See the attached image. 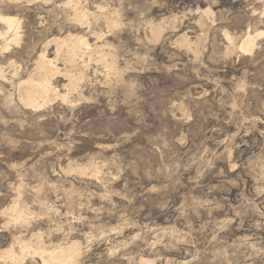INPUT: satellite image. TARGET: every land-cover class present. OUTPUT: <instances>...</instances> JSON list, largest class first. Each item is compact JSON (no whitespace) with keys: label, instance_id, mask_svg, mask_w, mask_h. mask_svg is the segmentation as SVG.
Masks as SVG:
<instances>
[{"label":"rangeland","instance_id":"374dc122","mask_svg":"<svg viewBox=\"0 0 264 264\" xmlns=\"http://www.w3.org/2000/svg\"><path fill=\"white\" fill-rule=\"evenodd\" d=\"M0 14L17 25L0 22V264H44L26 242L76 243L73 264H264V35L240 50L264 0H0ZM42 54L56 95L34 110L20 85Z\"/></svg>","mask_w":264,"mask_h":264},{"label":"bare ground","instance_id":"6f19581e","mask_svg":"<svg viewBox=\"0 0 264 264\" xmlns=\"http://www.w3.org/2000/svg\"><path fill=\"white\" fill-rule=\"evenodd\" d=\"M75 9L77 10V7ZM84 13H79V12L77 13L80 21H82V19L85 18ZM207 13H209V11H207ZM0 22L6 24L9 27L10 31L17 28L16 19L13 17L3 16L0 14ZM15 35H17V33ZM263 35H264V31L259 32L256 36L252 34H248L246 40L240 45V50L243 53L251 52L256 45L257 38ZM0 36H2L1 33ZM70 38H72V36ZM15 40L16 38L13 41ZM55 41L57 42L58 45L57 57L59 58L62 50L64 49L65 46H67L68 40L56 39ZM75 42L74 43L72 42V47L68 49V51L66 52L67 61L71 64H74L76 62V59L79 56V53L81 52L82 46L87 45L86 43H81L80 41L78 43ZM5 48L8 49V46H6ZM58 58L57 60H59ZM58 73H59V69L55 65V61L53 59H48L45 54H42L40 56L38 67L35 73L37 79H35L36 77L34 78L32 75L20 85L23 88V89L21 88L22 91L20 94V99L24 103V105L30 109L40 110L46 104H48V102L50 101L51 94L53 95L54 93L56 95V91L52 87L51 80L52 78L57 76ZM76 85L77 84L75 82L71 81L69 87L72 90H78L76 89ZM55 95L53 96L55 97ZM67 96L66 95L62 96V99L64 101H68ZM23 247H24L23 251H27L31 254L38 255L39 257H41L44 264H73L75 263L76 258L80 255V250L76 245V243L71 245L70 247L59 248V250L55 249L51 252H48L40 248H34L28 242L24 243ZM67 251H71V252L68 253ZM59 253L64 254V257L62 258L58 257ZM2 257L13 261H20V259L17 257L16 253L12 248L3 251Z\"/></svg>","mask_w":264,"mask_h":264}]
</instances>
